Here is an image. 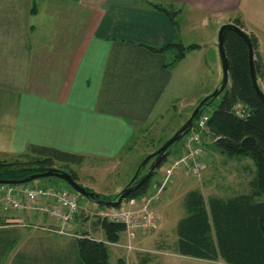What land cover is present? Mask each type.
I'll return each mask as SVG.
<instances>
[{"label": "crops", "instance_id": "crops-1", "mask_svg": "<svg viewBox=\"0 0 264 264\" xmlns=\"http://www.w3.org/2000/svg\"><path fill=\"white\" fill-rule=\"evenodd\" d=\"M157 5L173 7L177 19L186 12L191 27L196 20L208 27L240 17L264 62V0H0V159L37 157L32 147L115 158L131 149L135 132H146L162 116L169 95L192 92L203 45L184 41V29ZM177 42L199 47L171 65L174 51L150 48ZM210 90L197 83L195 92L205 98ZM192 100L195 108L201 99ZM181 151L178 146L174 157ZM48 201L22 211L58 222L43 211ZM82 229L105 239L100 230Z\"/></svg>", "mask_w": 264, "mask_h": 264}, {"label": "rangeland", "instance_id": "rangeland-1", "mask_svg": "<svg viewBox=\"0 0 264 264\" xmlns=\"http://www.w3.org/2000/svg\"><path fill=\"white\" fill-rule=\"evenodd\" d=\"M171 8L173 7H169V9ZM186 18L185 12L177 19L178 25L184 29V41L187 43L199 42L203 45L200 52L201 56L204 57V61L203 64H199V74L198 76L194 75V80L190 85L193 93L183 91L181 96L176 99H172L169 95V99H166L165 104L162 105V116L156 119L154 125L148 126L146 132H135L133 140L130 142L131 149L121 151L115 158L86 157L80 161H55L57 168L67 172L74 171L78 176L79 184L99 194L100 197L111 198L122 192L146 158L156 152L188 120L204 98L202 93H197V95L195 92L197 91V83L200 84L201 90L203 88L206 90L213 89L210 90L211 93L216 89L213 88L214 84H217L218 87L221 84L223 73L218 36L223 25L211 24L208 27H203L196 20V27H191ZM175 53L171 54L173 58ZM262 87L264 89L263 84ZM198 97L201 100L197 106L195 108L191 107L188 103L192 99L196 102ZM221 98L220 95L217 100L205 108L208 114H211L218 107ZM206 142L211 143V140H206ZM178 146L182 147V143L174 144L170 148L166 160L156 169L145 197L155 194L157 186L163 183L166 170L172 166L175 159L174 150ZM181 156L182 151L178 157ZM154 159L153 157L147 162L148 165L144 168L142 175L147 172ZM255 173L256 165L251 157L245 155L229 157L212 145H209L208 148L205 147L203 166L200 173L193 175L186 174L184 170L180 169L174 171L166 189L160 194L159 199L153 201L150 206V211L156 218V227L137 231L136 237L131 240L133 248L125 246L129 243V240L124 232L119 241L122 246L110 245L111 263L117 264L118 259L122 257L126 259L127 264H140V254L149 253L153 256L150 264H228L224 260H205L180 255L168 247L177 240L176 228L179 220L186 213L184 201L188 192L199 190L207 200L211 196L229 198L250 193V182ZM28 185L48 186L53 189L67 191L70 189L65 181L55 177L40 178L28 183ZM1 197L0 215L6 216L12 220L11 224L18 226L9 227V229H12L11 234L0 230V250L3 246L2 240H16L13 248L5 249L2 256L0 254V264H25L26 261L21 258V253L29 257V263L34 261V264L35 261L38 262L37 264H67V262L80 264L75 241L73 239L71 242V239L68 238L75 236L76 230H80L83 226L90 227V222L96 218V213L100 214L103 211L99 209L98 204L93 199L79 195L78 216L74 218L67 232L62 234L56 231H54L55 233H49L44 229L46 227L57 229L58 222L56 220H54L55 223H52L51 220H40L36 217L38 213L35 211L14 210L5 204L3 194L0 195ZM38 215L40 216V214ZM16 221L17 223H15ZM100 231L105 237L104 232Z\"/></svg>", "mask_w": 264, "mask_h": 264}, {"label": "trees", "instance_id": "trees-1", "mask_svg": "<svg viewBox=\"0 0 264 264\" xmlns=\"http://www.w3.org/2000/svg\"><path fill=\"white\" fill-rule=\"evenodd\" d=\"M157 8L164 11L179 30L178 12L162 5H157ZM232 23L242 29L245 28L240 17L234 18ZM248 36L254 50L258 82L264 91L262 87V84L264 85V62L259 52V41L253 34H248ZM224 44L229 64L230 85L221 94L222 98L218 107L209 114L204 136L209 138L211 143L204 145L206 148L212 145L229 157L240 155L251 157L256 165L255 176L250 182L251 192L229 198L211 196L208 200L199 190L188 192L184 201L186 213L179 220L176 228L177 240L168 248L180 255L205 260H224L228 264H264V102L253 86L249 48L243 36L235 28L229 27L225 32ZM197 47L199 45L185 46L177 42L160 48L153 46L150 48L158 52H176L174 59L169 63L171 65L182 60L189 50ZM239 106L244 108L243 116L237 113L236 109ZM206 107L198 114L196 120L201 113L207 112ZM181 143L182 140L179 144ZM31 149V152L38 154L37 157L28 160L23 158L0 159V179L20 180L43 171L46 167H56L55 161L71 162L83 159L82 156L57 149L45 147H32ZM169 152L170 149L167 156ZM147 165L148 163L142 167L134 184L145 176L146 173L144 175L142 173ZM70 173L78 181L77 174L74 171ZM155 173L156 170L153 175ZM151 179L152 177L130 191L123 202L131 199L140 201L145 197L151 186ZM69 191L76 193L71 187ZM118 195L119 193L111 198L102 196L101 199L114 201ZM98 206L103 211L100 214L96 213V218L91 220L90 230H102L105 239H98L85 229L76 233L73 239L78 248L80 264H112L110 245L118 243L121 235L124 232L127 233L126 224L112 221L104 215L108 208L115 206L105 204H98ZM77 216L78 214L75 215ZM3 225H10V222L0 218V226ZM1 231L12 233V229L9 228ZM3 241H1L3 244L0 250L1 256L5 253V249L13 248L16 240ZM139 257L140 264H150L153 259L149 253L140 254ZM21 258L31 264L29 257L24 253H21ZM117 264H127L126 259L119 258Z\"/></svg>", "mask_w": 264, "mask_h": 264}, {"label": "built area", "instance_id": "built-area-1", "mask_svg": "<svg viewBox=\"0 0 264 264\" xmlns=\"http://www.w3.org/2000/svg\"><path fill=\"white\" fill-rule=\"evenodd\" d=\"M237 113L244 115V108L239 106ZM246 115V114H245ZM209 119L207 112L201 113L195 121L192 130L182 139V156L174 159L173 164L166 170V177L157 192L142 201L131 199L122 202L119 206L108 208L104 215L108 219L126 224L129 241L135 237L137 230H146L156 227V218L150 211L153 201L158 200L166 189L170 177L176 169L184 170L186 174H199L203 166L205 145L203 135ZM5 204L14 210L34 208L41 198L50 199L43 211L51 214L58 220V233L65 234L70 227L79 209L78 195L67 190H57L48 186L1 185ZM117 245H119L117 243ZM128 248H132L130 243Z\"/></svg>", "mask_w": 264, "mask_h": 264}, {"label": "water", "instance_id": "water-1", "mask_svg": "<svg viewBox=\"0 0 264 264\" xmlns=\"http://www.w3.org/2000/svg\"><path fill=\"white\" fill-rule=\"evenodd\" d=\"M232 27L235 28L239 34L243 36L245 41L247 42L248 48H249V59H250V73L251 78L253 82V86L258 94V96L261 98V100L264 102V91L261 89L259 82H258V76L255 69L254 64V50L251 43V40L248 36V34L244 31V29L238 27L234 23H228L224 24L219 31L218 36V46H219V52L222 60V81L219 87L215 89V91L205 98L199 103V105L196 107V109L193 111V113L190 115L188 120L181 126V128L169 139L167 140L156 152L150 154L146 160L139 166L135 176L131 180V182L126 186V188L119 193L116 200L114 201H107L101 199L99 194L92 192L90 190H87L85 187H83L77 180H75L70 172L63 171L57 167H46L43 171H39L36 173H33L23 179L20 180H5L0 179V185H20V184H28L34 180L40 179V178H59L63 181H65L77 194L82 195L84 197H89L93 199L97 204H105L107 206H118L121 204L123 199L126 197V195L141 186L146 180L150 179L153 175V172L162 165V163L167 158V152L168 150L176 143H179L185 135H187L195 124V119L198 116V114L203 110L204 107H206L208 104L213 102L215 99H217L230 85V76H229V64L228 59L225 51V32L226 29ZM210 99V101H209ZM154 159V162L149 166L145 176L136 184L134 182L136 181L137 177L139 176L141 169L143 166L147 164L149 160L152 158Z\"/></svg>", "mask_w": 264, "mask_h": 264}, {"label": "bare ground", "instance_id": "bare-ground-1", "mask_svg": "<svg viewBox=\"0 0 264 264\" xmlns=\"http://www.w3.org/2000/svg\"><path fill=\"white\" fill-rule=\"evenodd\" d=\"M195 121H196V119H195ZM195 125V124H194Z\"/></svg>", "mask_w": 264, "mask_h": 264}]
</instances>
